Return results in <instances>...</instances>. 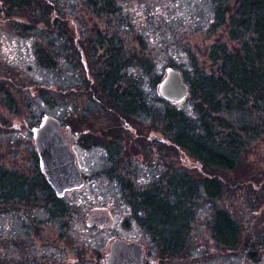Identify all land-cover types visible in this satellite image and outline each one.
<instances>
[{"label": "trees", "instance_id": "16d2710c", "mask_svg": "<svg viewBox=\"0 0 264 264\" xmlns=\"http://www.w3.org/2000/svg\"><path fill=\"white\" fill-rule=\"evenodd\" d=\"M4 1L7 17H12L13 11L29 12L33 16L35 4V31L47 40L45 47L38 50V61L42 67L55 69L62 75L67 74V65L71 66L72 83L76 90L73 94H82L96 106L95 110L87 107L79 112L80 109H77L76 116L79 115L81 120L74 130L81 137L90 135L96 139L98 146L107 154L110 164L108 179L116 183L124 195L125 191L131 190L126 184V176L121 172L123 167L126 168L123 165L124 133L133 137L141 150L148 152L150 148L152 152L157 147L160 155L161 150L164 151L159 147L161 145L196 163L191 166L198 165L194 168L196 170L174 174L168 172L165 186V172L162 169L157 172L151 187L137 190L130 198L132 204H126L130 213L137 214L139 224L154 236V242L162 251L168 254L184 253L190 234V217L194 213L188 208L201 197L208 202H196V207L206 204L211 209L217 207L213 202L221 197L222 187L219 183L236 192L243 191L245 187L252 192L264 189V179L257 181L259 178L252 177L254 173L249 169L250 150L257 139L264 136V0H208L207 8L202 7L200 1L194 15L184 14L182 10H178V15H169L162 10L159 13L150 11L144 21L135 24L140 33L148 31V35L138 36V39L152 42L150 48L153 51L168 52L171 49L165 36L154 39L149 30L166 29L171 36L172 30L181 32V27L192 25V31L200 37L213 31L216 35L221 34V37L207 44L203 55L206 61L194 55V46L190 42H184L175 46L173 51H180L177 55L185 60L189 69L184 70L180 64L172 61L173 57L165 64L180 70L190 86L188 101L195 103L189 113L180 110L181 105L167 102L161 96L157 100L165 104L162 108L146 97L145 78L151 80L150 85L154 89L162 80L161 74H155L152 55L143 51L141 56L132 54L127 57L120 39L115 35L102 34L99 28H95L96 19L117 16L119 7L116 0ZM203 11H206L205 14ZM41 23L43 27L39 26ZM23 26L26 30L32 29L31 23ZM90 31L96 32L91 35ZM207 38L211 39V36ZM143 47H146L144 43ZM135 68H141L139 76L134 74ZM86 118L88 128L82 132L80 127ZM89 118L92 119L89 121ZM92 120L96 126L90 124ZM147 122H150V126L144 125ZM140 129L146 131L141 132ZM151 131L164 136L169 144L148 138ZM161 157L159 161L162 162ZM244 165L247 167L242 176L244 181L236 177L229 182L219 178L228 174L233 176ZM119 167L121 176L116 174ZM196 173L201 178L192 176ZM41 179L43 187L51 193L48 202H56L55 209L62 212L64 208L57 203L62 200L54 197L43 175ZM35 188L34 184L30 191L17 197H8L0 188V206L11 205L15 208L32 204ZM215 216L213 234L217 241L234 246L235 239L224 236L228 230L234 233L236 230L231 214L217 212ZM218 217L225 219L227 227H218ZM7 230L0 231V243L5 244H1L0 264H26L25 261L19 262L13 254H7L8 248L14 246L7 245L5 240L15 239ZM24 252L22 260L30 256L29 252Z\"/></svg>", "mask_w": 264, "mask_h": 264}, {"label": "rangeland", "instance_id": "374dc122", "mask_svg": "<svg viewBox=\"0 0 264 264\" xmlns=\"http://www.w3.org/2000/svg\"><path fill=\"white\" fill-rule=\"evenodd\" d=\"M200 1H202V7H208V0H116L119 7L117 16L96 19L97 27L95 28H99L102 34L115 35L120 39L127 57L132 54L141 56L143 51L152 55L155 74H161L163 78L167 68L165 64L172 57V61L180 64L184 70L189 69V66L185 65V60L177 55L180 51L179 53L173 51L175 46L190 42L194 46V55L199 56L204 62L206 60L203 55L207 44L212 43L216 37H221V34L216 35L213 31L200 37L192 31V25H187V28L181 27L182 33L172 30L171 36L166 29L149 30L154 39L161 35L165 36L168 47L171 49L168 52L153 51L150 48L152 42L148 39L141 42L138 39V36L148 35V31L140 33L135 24L144 21L146 14L150 11L159 13L162 10L169 15L172 13L178 15V10H182L184 14L194 15ZM205 12L203 11V14ZM12 15V17H6V23L0 26V42H2L0 43V188L8 197L26 194L34 184L36 192L35 200L30 205L15 208L11 205L0 206V231L8 229V234L11 233L15 237V239L5 240L7 245L14 246L8 250L5 248L7 254H13L19 262L25 261L26 264L32 262L35 264H105L111 243L116 238H122L143 244L148 255H161L162 249L154 242V236L147 228L139 224L137 214L130 213L126 204L127 206L132 204L133 201L130 198L137 190L151 187L157 172L162 169L165 172L163 179L165 186L169 178L168 172L174 174L196 170L194 168L198 165L191 166L196 163H190L192 161L186 157L183 158L181 153L174 150L168 151L167 148H162L164 151L161 150L160 155L157 147L153 150L154 154L150 148L148 152L141 150L138 144L134 143L135 139L124 133L122 135V147L125 154L123 165L126 168L123 167L121 172L126 176V184L131 189L125 191L124 195L123 190L108 179L107 172L110 164L107 162L106 152L98 146V142L92 136L78 135L72 143V149L78 157V164L86 184L80 190L68 192L61 199V203L57 202L59 207L64 208L62 212L55 209L56 202H48L51 193L43 187L32 129L44 115H50L62 123L65 135H68V130H72L75 134L79 126L78 121L81 120L79 115L76 116L77 109H80L79 112L86 110L87 107L95 110L96 106L87 101L82 94L77 93V96L76 92L73 94L76 90L72 83L70 65H67L66 70L64 69L67 72L64 75L56 72L55 69H46L40 65L38 50L42 46L45 47L47 40L41 38L37 30L33 33V29H24L23 24L32 21L31 14L13 11ZM39 26L43 27L44 24L41 23ZM95 32L90 31L89 34L94 35ZM209 36L211 39L207 38ZM187 37H189L188 40H186ZM170 52L175 54L171 55ZM204 65L201 64V66ZM133 72L139 76L142 70L135 68ZM145 79H147L145 80L147 88L144 90L146 97L154 101L153 103L159 108L165 107L163 102L157 100L160 97L158 88H152L151 80ZM194 103L187 101L179 109L189 113ZM91 119L89 118V121ZM90 124L97 125L93 120ZM149 124L150 122L144 123L145 126H150ZM87 128L88 119L86 118L80 130L83 132ZM143 131L145 132L146 129ZM153 134L155 132H149L148 138L156 135V140L160 142L161 135ZM141 135L145 134L141 133ZM257 140L250 150L249 169L254 173L252 177H257L259 179L256 180L261 181L264 179V136ZM160 157L162 162L159 161ZM169 163L172 164L171 167L168 166ZM120 168L116 173L118 176H121ZM246 169L244 165L233 176L228 174L219 178L227 182L235 177L244 181L242 176ZM192 176L196 179L201 178L197 173ZM219 184L222 187L221 197L213 202L217 204V207L214 206L211 209L208 204L196 207V202L204 204L207 201L201 197L191 203L188 208L194 213L190 217L191 223L188 229L190 235L184 253L193 255L227 253L223 250V247H226L223 246L225 244L216 240L212 229L215 214L224 212L231 214L237 224H247L245 229L247 253L255 255L257 246L254 241L257 237L253 234L257 233L256 227L260 224L264 227V189H261V192H252L245 187L243 191L236 192L222 183ZM227 185L229 186V183ZM255 212L261 213L256 216ZM94 213L99 214L100 219L109 216L110 223L104 226L88 227L89 215ZM218 220V227L226 226L223 217H218ZM224 236L232 239L234 232L228 230ZM1 244L5 245L0 243V249ZM24 251L29 252L30 256L22 260Z\"/></svg>", "mask_w": 264, "mask_h": 264}, {"label": "water", "instance_id": "95a60500", "mask_svg": "<svg viewBox=\"0 0 264 264\" xmlns=\"http://www.w3.org/2000/svg\"><path fill=\"white\" fill-rule=\"evenodd\" d=\"M159 93L165 100L181 104L189 98L190 89L181 71L168 67L159 84ZM32 132L40 170L56 196L62 199L67 192L81 189L85 179L71 148L73 138L68 139L63 134L61 122L45 115ZM143 254L142 244L118 238L110 246L107 264H142Z\"/></svg>", "mask_w": 264, "mask_h": 264}, {"label": "flooded vegetation", "instance_id": "af4514ba", "mask_svg": "<svg viewBox=\"0 0 264 264\" xmlns=\"http://www.w3.org/2000/svg\"><path fill=\"white\" fill-rule=\"evenodd\" d=\"M6 6L7 5L5 1L0 0V26H2L3 23H6L5 21L7 17ZM33 10H34V14L31 17L32 21H30V23L32 24V29L34 33L35 32L34 30L35 29V4H34ZM67 34H69V32ZM68 136L69 138H73L72 143L78 138V134L76 132L75 134H73L72 130H68ZM149 138L156 140L155 136H152ZM160 140H161V144L165 145V143H167L166 138L163 137L162 135L160 136ZM160 147L165 148L164 146H161V145ZM260 213L261 212H256L255 215L257 216ZM89 216L90 218H89L88 224L91 223L92 224L91 227H94L96 225L104 226L105 224L110 223L109 216H107L106 218H102V219L98 217L99 214H95V213L90 214ZM213 218L214 219H213L212 229L215 226L214 224L215 216ZM232 219L235 222V219L234 218ZM234 226L236 229L234 233L235 245L234 246L223 245V246H226V247H223V250L227 252L226 254H220V255L219 254L218 255H209V254L193 255V254H186V253L168 254L162 251L161 255L159 256L158 255H148L145 246L142 244L144 247V255L142 257V264H264V227H263V224H260L258 227H256L257 233L253 234V236L256 235L257 237V239L254 241V243L257 246V253L255 255L251 253H247V244L245 241L246 233H247V232L245 233V229L247 227V224L246 223L237 224V222H235ZM243 241H245V243ZM107 258H108V255L105 258V264L107 262Z\"/></svg>", "mask_w": 264, "mask_h": 264}]
</instances>
